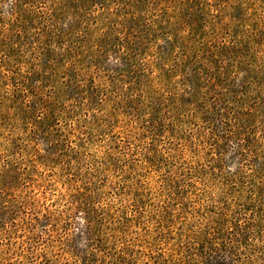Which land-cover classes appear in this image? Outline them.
Listing matches in <instances>:
<instances>
[{
    "label": "rangeland",
    "instance_id": "rangeland-1",
    "mask_svg": "<svg viewBox=\"0 0 264 264\" xmlns=\"http://www.w3.org/2000/svg\"><path fill=\"white\" fill-rule=\"evenodd\" d=\"M96 216L108 261L264 264V0H0V264L94 261Z\"/></svg>",
    "mask_w": 264,
    "mask_h": 264
},
{
    "label": "trees",
    "instance_id": "trees-1",
    "mask_svg": "<svg viewBox=\"0 0 264 264\" xmlns=\"http://www.w3.org/2000/svg\"><path fill=\"white\" fill-rule=\"evenodd\" d=\"M237 213L238 212H235V215L236 216H240V217L242 216L241 213H239V214H237ZM220 216H221V214H218L216 216V218L213 216V218H212L213 220H210L207 223L206 226H207L208 231L210 229V232H209V234L207 232V235L209 237H212V238L215 237L214 238L215 240H219L221 242V241H223L224 238L220 235L219 232H217L220 229V224L222 223L223 225H226L227 228H225V232L226 233H230L231 227H230L229 224H230V221L233 218L228 217L227 214L224 215L223 218L220 217ZM120 220L121 221L125 220L127 224H129L130 222L133 221V220H130L129 217L127 218L126 215H125V217H123V216L121 218L119 217V222H118L119 224H120ZM85 222H86V228L88 229L87 242H88V246H90V250H89L88 254H90L92 256H96V260H94V261H91V260H88L87 261V260H85V262L82 263V264H100L102 262V260H104V261L107 260V257H108L107 250H110V247L108 248L109 245H108L107 239L105 238V235H104V238H103V235L102 236L99 235V233H101V231L103 232V229L106 230V227L104 225L103 217L96 216L95 219H90V217H88V218L85 219ZM94 223L99 224L98 228H100V229H94L93 230ZM158 223H159L158 226L155 228V232H156V234H158V236L155 235V236H152V238H153L154 241H157V240L161 239L160 242H162V240L165 239L164 242H163V246H164L165 245V241H167V239H166V236H164L162 234V231H161L163 229V227H162V220L160 222H158ZM210 223H212L213 226ZM127 224L125 226L119 225L118 229L119 230H122L121 233L122 232L125 233L126 230L129 229V226H127ZM209 225H211V228H210ZM244 225H246V222L243 223V225H239V226L241 228ZM251 229H255V228H249V227H247L248 233L250 235L247 238L248 240H250V238H253L255 236L253 234L254 233L253 230H251ZM114 232H116V231H114ZM199 234H201V232ZM159 235H161V236H159ZM152 238H150V239H152ZM98 239H104L105 241L98 240ZM145 244H146L147 248L150 249L149 251L151 253H150V257L149 258H150V260H152L151 261L152 264H195L196 257L197 256L202 257L201 255H197V254L191 253L192 251H198L197 248H193V250H191V252H189V254H190V260L188 262V261H186V258H183L181 256V254L178 255V256H176L175 254L172 255L171 253L167 255V252H165L163 250V248L158 249L157 247H155L152 243H150L148 241H145ZM214 244H216V243H214ZM246 244L247 243L244 244L245 247H246ZM216 245L218 247L219 246H221V247L223 246V244H221L219 242H217ZM104 246L106 247V251L104 250V248H105ZM213 246H215V245H213ZM120 249H121V251H119L116 254V256L114 255V257H113V254H112L111 260H109V261L107 260L109 262L108 264H132L133 263V262H131V259L128 258V256L124 255V254L130 252L128 250V247L125 246V245H123V246H120ZM98 252H100V254L97 255ZM102 252H104V253H102ZM198 252H200V251H198ZM155 256L159 257V259H157Z\"/></svg>",
    "mask_w": 264,
    "mask_h": 264
}]
</instances>
